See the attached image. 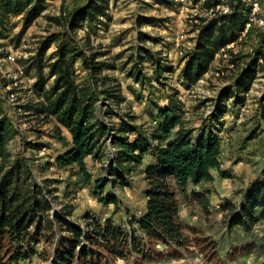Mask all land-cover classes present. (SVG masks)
Returning <instances> with one entry per match:
<instances>
[{
  "label": "rangeland",
  "instance_id": "1",
  "mask_svg": "<svg viewBox=\"0 0 264 264\" xmlns=\"http://www.w3.org/2000/svg\"><path fill=\"white\" fill-rule=\"evenodd\" d=\"M109 1L107 12L98 17L92 29L72 32L66 23L68 13L84 0H48L45 10L30 26L23 27L21 15L9 17L1 26L0 54L11 51L17 60L9 67L13 78L0 79V97L5 96L8 81L16 80L12 88L17 87L14 105L8 106L0 99V117L5 116L14 130L6 144L8 164L19 161L28 169V182L49 206L40 210L39 225L28 229L38 232L36 254L15 264H52L55 253L63 252L70 242L65 228H85L92 218L101 225L110 223L125 233L135 230L139 235L134 222L146 209L145 170L155 162V155L150 148L139 162L122 161L121 169L115 160L119 150L112 136L125 122L134 129L124 134L129 141L139 133L150 138L166 107L194 131V136H199L202 121L215 109L219 93L224 88L234 90L232 77L254 57L259 65L247 92L241 94L243 102L226 98L227 111L220 125L208 128L219 138V163L226 175L211 170L210 181L197 186L187 183L184 189L171 177L167 179L177 201V221L182 231L179 244L161 245L147 239L140 251L121 245L124 256L117 257L101 241L92 244L81 239L71 264H79L76 255L81 245L95 251L96 264H264V219L250 228L231 221L232 212L244 203L251 184L264 181V54L261 58L256 53L262 47L264 0H260L257 12L262 23H252L236 42L225 46L194 85L182 79L181 69L185 54L195 46L200 27L219 16L208 13L209 0H194L185 6L172 0ZM244 6L248 13L247 4ZM53 17H59L60 23ZM58 35L76 52L94 55L95 62L102 65L101 71L92 75L81 59L72 60L75 82L79 86L90 84L97 96L94 120L113 129L107 130L100 142L104 154L84 159L89 180L82 178L76 165L62 166L58 161L72 144L68 130L53 116L45 117L26 107L42 102L34 86L39 78L34 57L42 49V64L52 62L60 42ZM48 70L45 66L41 72L45 89L53 81ZM104 89L116 93L122 101L107 97L101 92ZM109 165L115 175L110 174ZM98 179L104 182L101 189L96 188ZM120 179L126 184L119 183ZM107 194L116 203L98 199Z\"/></svg>",
  "mask_w": 264,
  "mask_h": 264
},
{
  "label": "trees",
  "instance_id": "2",
  "mask_svg": "<svg viewBox=\"0 0 264 264\" xmlns=\"http://www.w3.org/2000/svg\"><path fill=\"white\" fill-rule=\"evenodd\" d=\"M48 0H0V35L3 26L9 17L21 15L23 27L26 28L42 14ZM109 0H84L68 13L65 19L68 29L72 32L89 27L92 29L98 17L104 15L109 8ZM232 11L229 15H219L200 27L195 46L185 54L181 69L182 79L194 85L209 71L215 56L230 43L237 41V36L243 31L247 19V8L243 0H232ZM60 23L59 17H53ZM55 59L47 65L42 64V49L34 57V67L38 71V81L35 82L37 96L42 102L26 106L32 108L37 114L45 117L53 116L57 122L71 135V146L67 153L59 159L62 166L76 165L78 172L84 180H89L90 175L85 164V157L99 158L104 154L101 150V140L109 130L101 121L94 120V103L96 94L91 91L90 84L79 86L75 82V68L73 59H81L84 67L97 75L102 65L95 62L94 55L76 52L69 41L58 35ZM55 36L53 40L56 39ZM260 46L256 53L264 54V33L260 39ZM1 56V54H0ZM237 57L231 58L234 61ZM263 63H264V58ZM257 59L254 57L247 61V66L242 68L232 77L231 86L222 89L219 99L216 100L215 109L202 121L199 136H194V131L185 126L179 116L171 115V110L166 107L160 112L161 120L154 128L150 138L139 133L133 141H129L124 134L133 131L130 126L122 122L119 132L112 136L113 143L118 145L119 152L115 160L121 169V162H139L150 148L154 152L155 162L145 170V180L148 187L145 191L146 209L143 215L134 222L136 235L125 233L122 228L110 223L100 224L99 220H88L85 228L69 226L65 228L69 233L70 242L67 248L60 253L56 252L52 264H71L75 254L74 248L80 245L81 239L94 243L96 240L106 244L108 250L115 256H124L125 249L142 250L141 247L153 240L158 244L169 242L177 243L182 238V231L177 221V201L170 188L168 177L174 179L184 189L187 183L199 185L202 181H210L211 170L220 175H226L221 170L219 163L220 147L219 138L211 130L212 126L220 125L221 118L227 108L224 104L226 98L235 97V103H241L257 70ZM47 67L48 75L53 77L51 86L45 89V79L42 77V68ZM107 97L122 101L123 98L104 89ZM109 92V93H108ZM2 108L0 107V112ZM215 125V126H214ZM14 130L11 122L5 116L0 117V264H15L36 254L35 246L39 237L37 230H28L36 223L39 225L40 210L48 209L46 202L39 190L28 182L29 171L21 162L8 164L9 153L6 144L12 137ZM172 132L174 135L172 136ZM157 141L153 144V141ZM137 151V152H136ZM109 172L115 175V170L109 165ZM101 183V184H100ZM121 184L125 185L123 179ZM104 186L102 179L96 180V188ZM195 196H198L195 194ZM200 196V195H199ZM98 199L105 203H116L111 195H104ZM227 204V203H226ZM225 204V206H226ZM264 219V181H254L244 194V203L238 210L232 212V224L239 223L250 228L258 220ZM37 226V225H36ZM95 239V240H94ZM129 239V240H128ZM138 240V243L136 241ZM8 245L5 247V243ZM128 241V243H127ZM126 243V244H123ZM142 244V245H141ZM87 246V245H86ZM81 245L76 255V263L96 264L95 251L90 247ZM12 249V250H11ZM148 258V256H146Z\"/></svg>",
  "mask_w": 264,
  "mask_h": 264
},
{
  "label": "built area",
  "instance_id": "3",
  "mask_svg": "<svg viewBox=\"0 0 264 264\" xmlns=\"http://www.w3.org/2000/svg\"><path fill=\"white\" fill-rule=\"evenodd\" d=\"M175 4L181 5H191L194 0H172ZM211 2L210 9L208 13L210 15H229V12L232 9L231 2L228 0H209ZM245 4L248 6V17L243 27V32H246L252 23L260 22L262 23V19L257 16V12L259 10L260 0H243ZM227 47V46H226ZM15 53L11 51H6L3 55L0 56V79H9L13 78L12 70L9 68L10 65L14 66L16 63ZM22 73V70H19ZM16 85L15 81H8L6 84L7 92L4 97H0L1 102L6 105H14V101L17 97V87L12 88V86Z\"/></svg>",
  "mask_w": 264,
  "mask_h": 264
}]
</instances>
